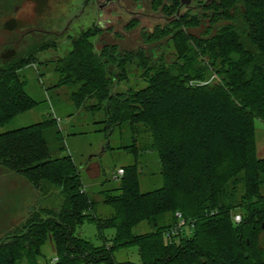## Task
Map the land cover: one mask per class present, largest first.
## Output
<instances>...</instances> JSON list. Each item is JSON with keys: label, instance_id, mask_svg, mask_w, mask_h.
I'll return each mask as SVG.
<instances>
[{"label": "trees", "instance_id": "trees-1", "mask_svg": "<svg viewBox=\"0 0 264 264\" xmlns=\"http://www.w3.org/2000/svg\"><path fill=\"white\" fill-rule=\"evenodd\" d=\"M151 1L154 10L162 2ZM13 2L0 0V16ZM179 8L180 0L162 4L163 17L173 19L143 32L146 45L135 50L116 43L97 50L93 39L103 32L96 25L71 39L62 57L37 63L39 52L56 46L47 40L26 57L17 50L0 59V129L39 104L21 70L53 63L50 89L77 109L103 110L108 128L126 129L131 144L122 148L133 158L114 189L94 194L70 155L51 158L49 138L64 140L52 115L0 133V178L21 177L34 199L20 226L0 235V264H40L45 244L54 256L43 264H264V157L254 126L264 122V0ZM127 21L129 29L139 23ZM201 24L200 36L188 32ZM150 152L162 185L142 192L140 166ZM99 204L111 214L98 213ZM85 223L101 245L77 235ZM143 223L149 231L135 233ZM131 248L137 263L117 261Z\"/></svg>", "mask_w": 264, "mask_h": 264}, {"label": "rangeland", "instance_id": "rangeland-1", "mask_svg": "<svg viewBox=\"0 0 264 264\" xmlns=\"http://www.w3.org/2000/svg\"><path fill=\"white\" fill-rule=\"evenodd\" d=\"M17 1L14 0L9 15L0 16V59H9L17 50L20 52L24 50L21 55L26 57L28 48L41 41H54L55 47L37 54V63L64 56L70 49L71 39L98 26V6L102 11L100 17L103 33H99L93 39L97 50L106 43H116L120 49L126 51L142 47L146 45L143 32L147 33L165 21L164 13L161 11L162 4L169 3V0H162L157 10H154L151 0L139 2L123 0L124 11L117 15L118 8L103 5V0ZM208 1L210 0H191L189 10L196 11ZM130 15H134L133 19L139 21L135 22L131 29L125 25ZM203 25L189 29L188 32L193 36H200L204 30ZM52 68L53 63L31 64L21 70L26 81L25 91L39 104L33 110L16 116L0 129V133L35 124L52 115L57 119L64 140L62 142L49 138L51 158L70 155L80 169L85 189L90 193L114 189L117 186L115 177L118 170L133 163L132 155L122 148L131 144L129 132L126 129L120 131L117 127L108 128L103 110L91 113L77 109L64 93L50 89L57 81ZM254 126L257 153L259 157H264V122L255 119ZM155 154V152L145 154L146 162L141 163L142 192L154 190L162 185L159 162ZM30 192L31 185L17 175L0 178V235L7 229L20 226L26 219L34 200ZM97 209L103 216H108L112 212L108 206L101 204ZM148 231L145 223L134 230L137 234ZM77 235L91 241L95 246L102 244L92 223L80 226ZM112 235L113 230L105 232L106 238H111ZM42 255L43 257L39 259L40 264L54 256L50 244L43 246ZM115 255L119 262L128 260L137 263L139 260L136 248L122 249Z\"/></svg>", "mask_w": 264, "mask_h": 264}, {"label": "water", "instance_id": "water-1", "mask_svg": "<svg viewBox=\"0 0 264 264\" xmlns=\"http://www.w3.org/2000/svg\"><path fill=\"white\" fill-rule=\"evenodd\" d=\"M104 3L103 5H106V6H111V7H117L118 8V13H122L124 11V5H123V0H103ZM190 4H191V0H180V8H183V9H187L190 7ZM180 8L178 9L177 13H180ZM98 13H99V20H98V27L99 28H102L103 26V23L101 21V14H102V11H101V7L98 6ZM129 14H135L133 12H128ZM134 15H130V17H128V19L130 18H133ZM161 19V17H159ZM165 21H169V20H172L173 18L171 19H167V18H164Z\"/></svg>", "mask_w": 264, "mask_h": 264}, {"label": "built area", "instance_id": "built-area-1", "mask_svg": "<svg viewBox=\"0 0 264 264\" xmlns=\"http://www.w3.org/2000/svg\"><path fill=\"white\" fill-rule=\"evenodd\" d=\"M123 174V170L122 169H119L118 172H117V176L116 177H120L121 175ZM178 218H179V224H178V227L179 228H184V232L186 234H189L190 230L187 226H184L185 225V222L183 221V219L181 218L180 214H177L176 215ZM233 220L234 222L238 223L240 222V215L239 214H235L233 216Z\"/></svg>", "mask_w": 264, "mask_h": 264}]
</instances>
